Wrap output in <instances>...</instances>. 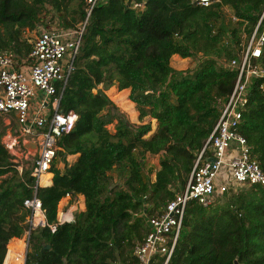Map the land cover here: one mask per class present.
Returning a JSON list of instances; mask_svg holds the SVG:
<instances>
[{
	"label": "trees",
	"instance_id": "obj_1",
	"mask_svg": "<svg viewBox=\"0 0 264 264\" xmlns=\"http://www.w3.org/2000/svg\"><path fill=\"white\" fill-rule=\"evenodd\" d=\"M84 7L85 0H0V52L26 59L33 42L25 30L46 24L49 11L57 14L55 28L76 29L85 21ZM263 9L264 0L207 6L197 0L98 1L60 99V108L78 119L57 141L49 184L36 185L29 169L14 167L1 141L8 125L0 116V264L9 241L27 227L23 201L34 194L54 229L31 233L25 264H133L132 249L148 232L146 219L183 189L203 148L202 161L210 158L207 141L237 76L229 63ZM175 54L191 58L193 66L175 69ZM258 63L264 68V44ZM112 86L129 89L138 120L154 119V130L119 111L105 93ZM236 132L264 170V78L252 79ZM69 155H75L71 162ZM156 155L159 168L151 180L145 165ZM114 174L120 183L113 184ZM67 194L83 195L85 208L57 224L58 203ZM224 195L207 207L187 203L170 264H264V185H241Z\"/></svg>",
	"mask_w": 264,
	"mask_h": 264
},
{
	"label": "built area",
	"instance_id": "obj_2",
	"mask_svg": "<svg viewBox=\"0 0 264 264\" xmlns=\"http://www.w3.org/2000/svg\"><path fill=\"white\" fill-rule=\"evenodd\" d=\"M98 1L101 0H85L86 18L76 29H40L26 59H19L9 51L0 52V116L12 118L16 125L3 136L2 143L18 172L29 169L36 185H43V176L51 173L58 139L70 133L77 122L76 113L60 108V99L73 69L87 17ZM217 1L197 0L203 6ZM263 44L264 9L246 45L229 63L237 70V76L207 141L210 158L202 161L203 148L183 189L160 213L146 219L148 232L132 249L133 264L159 261L170 264L188 202L207 207L217 195L231 188L264 185V170L250 157L245 138L236 132L252 79L264 78V68L258 63ZM27 141L36 146L34 156L23 147ZM23 205L29 211L27 227L21 237L9 241L2 264H25L31 233L45 226L54 229V225L46 222L36 194L26 198ZM76 212L75 203L66 202L57 212V224L71 222Z\"/></svg>",
	"mask_w": 264,
	"mask_h": 264
},
{
	"label": "rangeland",
	"instance_id": "obj_3",
	"mask_svg": "<svg viewBox=\"0 0 264 264\" xmlns=\"http://www.w3.org/2000/svg\"><path fill=\"white\" fill-rule=\"evenodd\" d=\"M224 13H225L227 18L230 17V13L228 12L227 8H224ZM56 21H57V14H55L53 11H49L44 15V18H43V22H45L46 24H43V25L41 24L38 28H36L35 30H32V31L25 30L23 32V36L27 39L28 43H31L35 40V38L38 34V31H40V29L58 27ZM244 38H245V36L243 35V39ZM187 59L181 60L180 57H176V59H172V61L170 60V64L172 62V67H174L177 70H185V69L191 68L193 66L192 59L191 58H187ZM99 87L100 86H97V88H99ZM112 94L113 93H111L109 91H108V93H106V95L108 97L112 96ZM110 99H111V97H110ZM127 103H129V105H130V108L127 109L129 113H126V112H124V113L126 114L127 117H130L132 119L131 123L139 124V123H143V122H150L152 129L153 130L155 129L156 123H155L154 119L144 117L141 120L139 119L138 122H135V120L137 121L135 115L138 114L137 112H134V110L136 111L135 104L132 101H130V102L128 101ZM4 118L5 117H3V119ZM8 123H10V125L8 127L11 128L12 130H14V128L16 127L14 120L12 118H8ZM107 127L112 129L111 124L107 125ZM158 161H159V157H157V156H149L147 158L145 169L147 170V173H148L149 178L151 180H153V173L155 172V171L153 172V168L158 166ZM116 183H120V180H118L117 176L114 174L113 175V184H116ZM215 198L218 201L217 203H219V202L221 203V202L225 201V199H226L224 194L223 195H217Z\"/></svg>",
	"mask_w": 264,
	"mask_h": 264
},
{
	"label": "crops",
	"instance_id": "obj_4",
	"mask_svg": "<svg viewBox=\"0 0 264 264\" xmlns=\"http://www.w3.org/2000/svg\"><path fill=\"white\" fill-rule=\"evenodd\" d=\"M176 57H180L179 55L175 54L171 57V61L172 59H176ZM181 60H186L187 58H181ZM188 60V59H187ZM187 62V61H186ZM171 66H172V62H171ZM114 88V89H113ZM109 92H112V96L111 97V100L113 101V103L117 106V108L119 109L120 112L124 113H129L127 109L130 108V105L129 103H127L128 101L130 102L131 100H129V89L128 88H124V89H121V90H118V88L116 86H112L111 88H109L108 90L105 91V93H108ZM116 96V97H114ZM109 97V98H110ZM136 109V108H135ZM134 112H137L138 111L134 110ZM124 115L126 116V114L124 113ZM127 117V116H126ZM137 121L135 120V122H138V114L135 115ZM127 119L131 122L132 119L130 117H127ZM4 123L5 125H8L9 126V123H8V119L7 118H4ZM112 125V124H111ZM112 129H113V125H112ZM11 128H7L5 133L3 134V136H5L8 132H10ZM3 136L1 137V141L3 140ZM157 156V155H156ZM158 157V156H157ZM75 158V155H69L67 157V161L71 162L73 159ZM149 167V166H148ZM159 168V163H158V166L157 167H154L153 168V172L156 171L157 169ZM51 174V175H50ZM50 175V179H49V183L51 182V179H52V173H49ZM153 179H154V173H153ZM49 183H44L43 185L45 184H49ZM70 201V203H75V205L77 206V209L78 211H81V210H84L85 208V200H84V196L81 195V194H78V195H66L64 196L58 203V210L60 209V207L62 205H64L66 202ZM58 212V211H57ZM146 225H147V222H146ZM148 227V225H147ZM13 240H11L10 242H12ZM14 242V241H13Z\"/></svg>",
	"mask_w": 264,
	"mask_h": 264
},
{
	"label": "water",
	"instance_id": "obj_5",
	"mask_svg": "<svg viewBox=\"0 0 264 264\" xmlns=\"http://www.w3.org/2000/svg\"><path fill=\"white\" fill-rule=\"evenodd\" d=\"M23 147L27 150V152L30 155H32V156L35 155L36 146L34 143H32L31 141H27L26 143L23 144ZM210 160H213V159H210ZM39 186H42V185L40 184ZM46 248H49V245H46ZM235 264H236V262H235Z\"/></svg>",
	"mask_w": 264,
	"mask_h": 264
},
{
	"label": "bare ground",
	"instance_id": "obj_6",
	"mask_svg": "<svg viewBox=\"0 0 264 264\" xmlns=\"http://www.w3.org/2000/svg\"><path fill=\"white\" fill-rule=\"evenodd\" d=\"M48 179H49V174L44 175V176H43V180H42L41 183H47V182H49Z\"/></svg>",
	"mask_w": 264,
	"mask_h": 264
}]
</instances>
